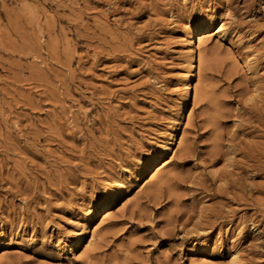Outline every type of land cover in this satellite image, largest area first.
Listing matches in <instances>:
<instances>
[{
    "label": "rangeland",
    "instance_id": "obj_1",
    "mask_svg": "<svg viewBox=\"0 0 264 264\" xmlns=\"http://www.w3.org/2000/svg\"><path fill=\"white\" fill-rule=\"evenodd\" d=\"M0 264H264V0H0Z\"/></svg>",
    "mask_w": 264,
    "mask_h": 264
},
{
    "label": "bare ground",
    "instance_id": "obj_2",
    "mask_svg": "<svg viewBox=\"0 0 264 264\" xmlns=\"http://www.w3.org/2000/svg\"><path fill=\"white\" fill-rule=\"evenodd\" d=\"M187 29H189V35H188L189 37L188 38L190 39V42L188 43V45H189V49H188V63H187V67H186V74H185V76L183 78L184 80L190 79L191 76H192V73H193V59L195 57L194 38L198 37L202 33L207 32L208 31V26L205 24V22L198 21L196 23L191 24ZM218 32H219V30H216L215 34L218 33ZM198 38H200V37H198ZM183 90H184V96H183V100L182 101H183V104H186V102L188 101V95H189L188 82L184 83ZM115 196H116L115 195V190L114 189H110L106 193V196H105L104 200L101 201L98 204L97 213L99 214V212H101L103 210H108V208L110 207L111 201L113 200V198ZM107 214H109V213H107ZM80 241H81V237L80 236L75 237L72 244L78 246Z\"/></svg>",
    "mask_w": 264,
    "mask_h": 264
}]
</instances>
